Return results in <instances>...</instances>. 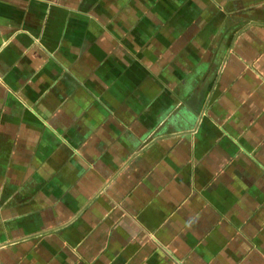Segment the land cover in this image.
<instances>
[{"label":"crops","instance_id":"1","mask_svg":"<svg viewBox=\"0 0 264 264\" xmlns=\"http://www.w3.org/2000/svg\"><path fill=\"white\" fill-rule=\"evenodd\" d=\"M0 264H264V0H0Z\"/></svg>","mask_w":264,"mask_h":264}]
</instances>
